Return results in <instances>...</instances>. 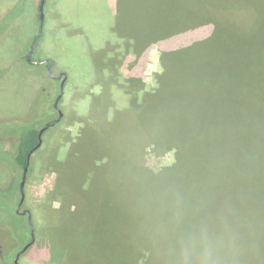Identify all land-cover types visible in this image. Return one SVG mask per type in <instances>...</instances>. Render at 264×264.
Masks as SVG:
<instances>
[{"label": "rangeland", "instance_id": "obj_1", "mask_svg": "<svg viewBox=\"0 0 264 264\" xmlns=\"http://www.w3.org/2000/svg\"><path fill=\"white\" fill-rule=\"evenodd\" d=\"M115 1L48 0V8L43 10L44 40L37 42L33 61H28L34 37L41 32L39 0H0V21L16 4L20 9H14L17 14L6 25L0 23V149H13L10 136L15 124L35 122L41 129L55 121L59 114L52 106L59 95L62 114L42 132L35 161L26 171L20 211L28 210L33 234L27 217L16 213L20 170L0 160V264H13L18 251L31 240L17 264L72 261L73 254L68 257L65 253L69 246L64 240L77 226L65 228V217L102 231L111 229L113 220L122 223L129 217H144L151 224L153 221L146 218L151 212L129 207L144 193V179L133 170L147 140L167 139L179 144L185 140L190 160H198V165L210 159V164L219 162L232 168L239 162L241 145L247 152L249 142L264 159V0H171L175 2L171 19L174 29L204 23L186 40L201 50L174 56L170 50L186 44H179L180 38L154 42L136 56L129 46L131 41L145 39L146 29L158 23V17L153 22L148 20L144 0H122L119 9ZM54 26L59 28L54 35L62 47L50 43ZM152 31L148 30L149 35ZM208 33L213 38L206 46L202 39ZM173 61H185L180 70L187 72L181 74L177 69L180 76L172 81L170 90L192 93V114L203 116L204 125H197L198 133L189 130L184 136L174 130L180 122L175 114L166 112L167 105L145 107L144 100L140 102L144 94L169 85L171 79L164 72ZM111 63L118 65L115 79ZM192 65L198 69L196 78ZM59 75L60 79L54 78ZM127 78L130 80H124ZM107 79L102 86L101 80ZM130 91L138 92L135 99ZM178 104L182 102L173 101L168 110L181 107ZM170 124L171 128L167 127ZM211 125L216 126L215 133L208 128ZM145 150L144 166L150 170L158 171L175 162V147L160 153L151 146ZM262 164L264 167V161ZM262 188L264 182L255 190ZM206 193L201 188L197 201L203 198L205 210L225 218L221 232L227 221L238 229L254 223L247 203L223 206L219 198H207ZM204 216L209 219L207 213ZM58 243L61 247L55 245ZM78 254L82 264L104 261L100 254L93 261L97 255L93 251L84 255L78 250Z\"/></svg>", "mask_w": 264, "mask_h": 264}, {"label": "trees", "instance_id": "obj_2", "mask_svg": "<svg viewBox=\"0 0 264 264\" xmlns=\"http://www.w3.org/2000/svg\"><path fill=\"white\" fill-rule=\"evenodd\" d=\"M41 1L39 0L38 8ZM47 2L48 0H43V10L48 8ZM121 2L122 0H116L115 8L119 9ZM174 4L175 2L171 0H144L146 17L148 20L151 19L152 22L153 19L155 20L158 17V23H155V25L150 24L151 26L146 29L145 39L138 42L131 41L129 46L133 47L136 56L143 53L154 42L180 38L182 42L179 44L186 43L189 35L193 34V29L204 24L174 29L171 25ZM15 8H17V12L20 10L18 4H16L7 11L5 19L0 23L6 25L7 21H11L17 14L16 12L13 13ZM156 10H158V13L154 16ZM39 26L42 27V30L38 33V42H41L42 39L44 40L45 30L43 29L44 23H41L40 20ZM53 29V34L50 37L54 39L50 43L62 47V42L57 41L54 35V31H58L59 28L54 26ZM150 29H153L151 35L148 33ZM0 32H2V28ZM212 38L213 35L208 33L206 38L202 39V42L206 43L207 46L212 42ZM191 41L192 39L189 42ZM175 46L177 45L175 44ZM196 48L201 50L199 46L186 43L183 47H175V49L170 50L173 52L171 56L185 51L189 55V52ZM36 50L33 46L31 47L26 56L28 61H33L31 55ZM173 62L164 72L171 79L169 85L162 84L161 88L155 89L152 93L144 94L141 96L140 102L143 99L145 107L154 103V107L158 104L167 105L166 112L175 114L176 119L178 118L180 122V124L174 126V130L176 128L185 136L189 130L197 132V125H204L202 122L203 116L200 114L196 117L193 116L192 111L195 109L189 106L192 101L190 91L171 92L172 81L180 76L177 69L181 74L187 72V70H180L185 66L183 64L185 61ZM261 62L264 63V60L261 59ZM114 63L120 64L117 61H114ZM46 65L50 66L48 63ZM116 66L118 65L112 66V63L109 65L110 68L114 67L112 78L118 76L119 71L118 68H115ZM192 67V75L196 78L198 69L194 65ZM106 82H108V79L107 81L101 80V85H105ZM108 85L110 88V83ZM117 85L121 86L120 84ZM185 86H188V83H185ZM136 93L138 92L130 91L133 99L137 97ZM171 99L173 101L180 100L182 104L178 105L181 107L177 105L178 108L174 107V110H168V108L173 107ZM60 100L61 98H59ZM50 122L56 123L52 120L46 125ZM34 123L32 125H28L26 122L25 124H15L14 129L12 128L14 134L10 136L14 140L13 149L11 151L0 149V160L7 161L19 169L20 177L23 176V169L27 163V167L33 165V161H35L34 153L38 152V148L35 149V146L39 141L40 129ZM171 126L170 124L167 127L171 128ZM215 127V125H211L208 128L215 133ZM249 143L248 145L243 144L248 148L247 152L241 145L239 162L231 168V166L225 167L223 163L219 162L210 164V159L207 163L201 165H198V160L192 162L187 149L188 143L185 140L182 141V144L173 143V141L167 139H161L158 142L147 140L143 145V152L138 163L134 165L136 170H133L137 176L144 179V186L142 187L144 193L139 195L129 207H135L139 211L151 212L149 217L146 218L153 222L150 224L144 217L142 219L138 217L134 220L129 217L128 221L122 223L118 222L120 220H113L111 223L114 224L111 226L112 228L102 231L97 230L96 226L89 225L87 222L78 221L77 223L75 220L65 217V219L67 218L63 220L65 228H68L69 225L77 226L75 230L70 231L72 234L65 237L64 240L68 242L70 248H67L68 257L73 254L72 261L69 262L68 258L66 263L82 264L78 254V250H80L82 254L84 252V255L85 253L89 255L91 251L96 253L97 255L94 256L93 261H96L100 254L104 260L102 264H264V188H262L263 191L260 189L255 190L257 186L262 187L264 182V167L262 164L264 159L261 152L254 149L252 142ZM148 146H151L152 150L157 153L169 147H175V162L161 167L158 171L148 169L144 166L145 148ZM30 151L32 153L28 158ZM41 158L43 165L47 166L48 163L45 157L41 156ZM58 174H60V171H58ZM201 188L207 192L205 194L207 198L215 196L220 199L223 206H234L238 202L247 203L251 214L254 216V223L248 224L245 228L240 226L238 229V227H231L227 221L223 227V229L225 228L224 231L221 232L220 227L225 218H218L212 212L205 210L201 205V201L205 202L203 198L197 201V194ZM191 189L192 192H190ZM193 190L196 191V195L193 194ZM59 194H63V191ZM137 212H129V214ZM206 213L208 220L204 216ZM71 244H73V247H70ZM55 245L61 247L60 243ZM102 253L107 255V260L104 259Z\"/></svg>", "mask_w": 264, "mask_h": 264}, {"label": "water", "instance_id": "obj_3", "mask_svg": "<svg viewBox=\"0 0 264 264\" xmlns=\"http://www.w3.org/2000/svg\"><path fill=\"white\" fill-rule=\"evenodd\" d=\"M39 11H40V13H39V20H40V22L42 23V22H43V0L41 1V4H40V6H39ZM41 29H42V27L40 26V31H41ZM38 38H39V36L36 37L33 47H36L37 42H38ZM41 62H42V63H45L46 61H45V60H42ZM49 71H51V75H52V71H53V70H52V67H51V66L49 67ZM64 81H65V77H63V79H62V81H61V83H60V87H61V89H62V87H63ZM61 93H62V91H61ZM60 96H61V95H59V96L57 97V99L55 100V104H54L55 106H57V104H58V99L60 98ZM58 114H59V115H58V118H57V119H59V118L61 117V115H62L60 111H59ZM46 127H48V125H46L45 127L41 128V129L39 130V141H38L37 145L35 146V149L38 148V147L41 145V134H42V132L44 131V129H45ZM31 153H32V151H30V153L28 154V156H27L28 158L30 157ZM28 160H29V159H28ZM27 162H28V161H27ZM27 165H28V163H27ZM27 165L24 167V170H23V176H22V179H21V182H20V185H19L22 201H23L24 196H25L23 188H24V183H25V179H26ZM28 219H29V224H30V226H31V233L33 234V229H32V224H31V216H30V215L28 216ZM31 241H32V240H31ZM29 245H30V243H28L27 245H25V246L22 248V251H20V252L17 254V259L14 261L13 264H17V261H18L19 256L21 255V253H22L24 250L27 249V247H28Z\"/></svg>", "mask_w": 264, "mask_h": 264}, {"label": "flooded vegetation", "instance_id": "obj_4", "mask_svg": "<svg viewBox=\"0 0 264 264\" xmlns=\"http://www.w3.org/2000/svg\"><path fill=\"white\" fill-rule=\"evenodd\" d=\"M35 42V41H34ZM34 48V47H33ZM50 67V66H49ZM48 67V68H49ZM50 73H51V71H50ZM49 73V74H50ZM51 75V74H50ZM62 76V75H61ZM52 77V76H51ZM54 78H56V79H60L61 77H60V75L59 76H57V77H54ZM60 81H62V80H60ZM61 83V82H60ZM58 102H59V99H58ZM54 104H55V101H54ZM53 104V109L55 110V111H57V114H58V104H57V106H55ZM55 121H57V119L55 120ZM48 126L49 125H53V123L52 122H50V124H47ZM28 168V167H27ZM24 170V169H23ZM19 190H20V187H19ZM22 207V199H21V193H20V198H19V200H18V203H17V207H16V213L17 214H21V215H24V216H26L27 217V220H28V222H29V219H28V216H29V212H28V210H25V209H23V210H21L20 211V208ZM29 226H30V224H29ZM30 229H31V226H30ZM31 242V241H30ZM29 242V243H30ZM28 244V243H27ZM26 244V245H27ZM20 251H22V249L20 250ZM20 251H18V253L20 252ZM17 253V254H18ZM17 254L15 255V258L13 259V263H14V261L17 259Z\"/></svg>", "mask_w": 264, "mask_h": 264}, {"label": "crops", "instance_id": "obj_5", "mask_svg": "<svg viewBox=\"0 0 264 264\" xmlns=\"http://www.w3.org/2000/svg\"><path fill=\"white\" fill-rule=\"evenodd\" d=\"M54 249H57V248H54ZM68 249L65 250V253H67ZM69 255V254H68ZM67 261L65 260V262H63V264H67L66 263Z\"/></svg>", "mask_w": 264, "mask_h": 264}]
</instances>
